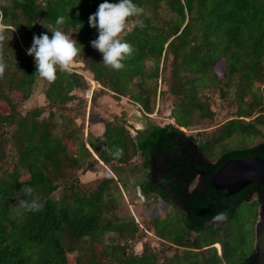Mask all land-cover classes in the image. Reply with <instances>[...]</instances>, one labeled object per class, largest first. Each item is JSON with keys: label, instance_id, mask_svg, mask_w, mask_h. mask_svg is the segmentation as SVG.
<instances>
[{"label": "trees", "instance_id": "obj_1", "mask_svg": "<svg viewBox=\"0 0 264 264\" xmlns=\"http://www.w3.org/2000/svg\"><path fill=\"white\" fill-rule=\"evenodd\" d=\"M103 2L0 0V22L6 27V39L0 49L6 69L0 79L7 86L6 90L0 88V99H4L11 107L9 113L0 112V126H14L12 135L17 150L16 156H11L10 169L0 164V264H64L67 240L77 241L87 237L93 242L100 241L99 236L106 230L131 236L138 227L132 218H116L113 223L103 220L107 205L113 202L111 186L114 187L112 190L120 193L126 184L122 166L130 160L128 139L132 146L131 152L138 153L142 158V173L146 176L140 183L143 192L154 194L170 205L175 201L179 205L176 210L182 213L185 230L175 241L188 249L184 252L185 256L197 255V251L204 249L213 251L209 256L205 254L202 257L203 254H199L191 264H231L225 242L215 239L207 245H201L194 238L189 241L188 234L198 235L204 229L214 235L220 233L221 227L234 218L238 206L248 202L250 193L255 191L258 205L264 203V188L261 185L254 188L255 183H252L233 195L225 196L224 190L210 186L206 176L201 177L200 185L192 187L191 184L198 176L197 169L214 171L228 158L250 155L264 158V139L253 146L226 150L220 158L211 162L204 155L202 143L194 135L182 131L180 128L185 129V125L176 119L175 124L149 123L147 129H135V136L127 126L104 120L100 134L90 132L87 142L77 138L76 151L69 153L63 142L53 135L48 118H38L42 107L32 108L21 116L16 109L17 102L9 92L19 91L23 98L30 96L38 76L34 74V57L29 56L27 50L32 45L34 35L47 33L51 37V32L44 25L59 27L77 41L82 54L79 56L83 62V73H90L93 79L89 80H96L98 85L103 86L102 90L95 91L96 94L109 90L119 95H129L147 112H152L149 96L155 94L156 89H149L146 82L151 83L158 78L161 58L164 62L171 57V71L177 77L171 82L170 91H181L182 96L188 99V102L178 107L193 106L199 102L196 100V91L190 90L189 85L219 83L211 67L220 57L225 59L224 78L227 82H231L234 73H239L240 91L251 88L254 81L264 77V0H153V3L152 0H133L144 12L127 20L124 40L133 46L134 52L123 61L125 67L120 71L105 67L101 62L102 54L90 43L98 37V32L89 25V16ZM109 2L116 3L118 0ZM161 2L165 3L173 16L169 19L164 17L159 24L153 14L161 7ZM58 17H64V23L59 26L55 24ZM182 71L187 75L184 79ZM84 75L58 70L56 80L47 82L44 92L48 106L52 109L56 104L73 98L75 94L70 92L75 86L82 85L80 77L87 79ZM137 76L140 79L133 82ZM131 82L141 89L130 90L128 86ZM95 87L94 84V87L86 90H91V100L97 89ZM254 101L261 104L260 99L255 98ZM90 106L93 107L94 103H90ZM51 109L49 114L54 111ZM262 110L253 119L264 115L260 114ZM230 122L234 123L240 134L248 132L253 136L254 127L248 128L251 122L231 118L226 123ZM258 132L256 130L255 133ZM118 137L124 139L122 148L116 147ZM4 143L5 136L0 128V161L5 154ZM93 153L111 171L104 170L102 178L96 176L81 181L80 175L91 166L101 167ZM153 161H165L166 171L156 174L150 171L148 168ZM67 164L80 171L77 180L81 184L98 179L97 186L89 193L80 195L74 190L73 181L61 184L52 182L51 173L57 172L55 175L58 176ZM22 167L29 174L24 180H20L17 171V168ZM26 185L34 189V195L44 204L41 211H25L18 206L17 198H23L20 190ZM60 186L68 188L69 193L60 198L52 197V193ZM172 207L175 208V205ZM162 240L166 242L167 239L163 237ZM216 242L221 249L219 256L214 248L216 245L212 246ZM69 246V250H75L72 244ZM107 246L104 245L103 249H107ZM90 248L94 250L93 245ZM117 248L119 251H116ZM106 257L115 259L111 264L156 263L154 256L145 251L128 255L122 246H114ZM76 258L80 260L79 256ZM256 261L257 254L253 248L240 263L258 264ZM97 262L95 257L90 261L91 264Z\"/></svg>", "mask_w": 264, "mask_h": 264}, {"label": "rangeland", "instance_id": "obj_2", "mask_svg": "<svg viewBox=\"0 0 264 264\" xmlns=\"http://www.w3.org/2000/svg\"><path fill=\"white\" fill-rule=\"evenodd\" d=\"M170 16H173V14L166 9L164 2H161V7H158L156 14H153L159 24L162 23L164 17L169 19ZM80 55L82 54L80 53ZM146 62L149 64L148 61ZM170 62L171 57L164 62L161 58L158 78L151 83L146 82L149 89H156L155 94L149 96V106L152 112H147L137 102L133 101L129 95H119L109 90H105V93L98 92L96 94L95 91L102 90L103 86L98 85L95 79V82H91L89 78L93 79V77L90 73H83V62L80 56L74 59L70 72L75 71L85 74L84 76L87 79L84 80L80 77L82 85L75 86L76 88L70 92L75 94L74 97L64 103L56 104L52 109L48 106V100L44 94L48 83L40 78L35 79L29 97L23 98L19 91H10L9 94L12 99L16 100V109L21 116L32 108L42 107L38 118H48L53 135L63 142L69 153L76 151L77 138L87 141L90 132L91 134H99L98 129L103 130L104 128V120H113L112 123L127 126L130 133L135 136L137 134L135 129H147L149 123L172 122L175 124L174 119H176L177 122L185 125V129L179 127L182 131L194 135L202 143L204 155L211 162H215L226 150L253 146L264 139V123L262 122L264 115L253 119L261 109L263 110L260 114H264V77L261 80L254 81L251 88L240 91L241 88L238 85L240 82L239 73H234L230 78L231 82H227L224 78L225 59L220 57L211 67L212 73L217 75L219 83L189 85L190 90L196 91V100L199 102L196 105L193 104V106L178 107L188 102V99L182 96L181 91L177 93L170 91L171 82L177 79L175 75L173 76ZM182 74L183 79L187 77L185 71H182ZM139 79V76L134 77L133 82H137ZM133 82L128 86L130 90L141 89ZM94 84L97 89L94 90L95 93L91 100V90L87 92L86 90L94 87ZM0 86H2L0 88L7 89L3 79H0ZM255 98L260 99L261 104L256 103ZM90 103H94V106H90ZM50 109L54 110L51 114H49ZM10 111V105L4 99H0V112L9 113ZM231 118H242L245 122H251L252 124L248 125V128L252 129L254 127L253 136L248 132L240 134L236 131L234 123H226ZM0 128L5 136L3 146L5 154L0 164L10 169L11 156L14 158L17 152L12 135L14 126L1 125ZM256 130L259 132L255 133ZM123 141V138L118 137L116 147L122 148ZM128 150L130 160L122 166L125 176L123 181L126 182L125 187L121 188V192L118 193L116 190H112L114 187L111 186L110 191L112 192L113 202L107 205V209L104 208L103 220L113 223L116 218H132L134 222H137V229L131 236L106 230L99 236L100 241L95 242L87 237L77 241L67 240L64 248V264H77V262L79 264H91L90 261L93 257L98 260L97 264L114 263L115 259L112 260L110 257H106L114 246H122L124 252H127L128 255L145 251L148 255L154 256L155 264H171L176 260L175 264H191L194 260L196 261V256L201 253L203 254L202 257L205 254L209 256L212 251L210 249L197 252L190 251L196 252L197 255L185 256L184 252L188 249L178 245L175 241V238L181 236L185 230L182 213L176 210L178 209L176 206L175 208L172 207L175 204L170 205L154 194L143 192L141 184L146 176L145 173H142V158L138 153L133 154L131 152L132 146L129 139ZM94 155L96 156V154ZM100 164L101 167L99 165L91 167L90 171L82 176V179L94 174L98 178H102V171L108 169L103 163L100 162ZM68 165L61 169L58 176L55 175L57 172L51 173L52 182L61 184L60 182L73 181L74 190L78 191L80 195L89 193L97 186L98 179L81 184L78 181L79 179L77 180L80 171ZM17 171L20 180L28 178L29 174L25 168H17ZM196 183L194 180L191 186L194 187ZM65 189L60 186L57 191L52 193V197L60 198L64 194H68V188ZM251 199L253 200L242 202L238 206L234 218L221 227L220 233L214 235L210 230L204 229L198 235L189 233L188 240L194 238L193 240L201 245H207L215 239L225 242L227 252L230 254L231 264H241L240 262L244 257L250 254L254 248L255 224L258 219L255 210L259 209L256 201L257 194L255 193V197L252 195ZM160 234L166 237V242L162 240L163 237L161 238ZM70 244L74 246L75 250H69ZM91 245H93L94 250H97L96 253L90 248ZM104 245H108L105 250L103 249ZM212 246H214L216 254L219 256L221 251L219 243L216 242ZM116 251H119L118 248ZM77 256L80 257V260H77ZM199 260L201 261L202 258H199Z\"/></svg>", "mask_w": 264, "mask_h": 264}, {"label": "clouds", "instance_id": "obj_3", "mask_svg": "<svg viewBox=\"0 0 264 264\" xmlns=\"http://www.w3.org/2000/svg\"><path fill=\"white\" fill-rule=\"evenodd\" d=\"M144 12L133 0H118L110 3L104 0L100 3L96 12L89 16V25L98 32V37L92 40L91 46L102 54V63L114 71L122 70L123 61L131 57L133 46L124 40L127 35V20L133 16H139ZM64 23V17H58L57 26ZM44 25V24H43ZM50 32L33 36L31 47L27 50L29 56L34 57L35 73L38 78L53 83L57 78V71L70 72L71 66L81 49L77 47V41L60 30L59 27L44 25ZM6 27L0 22V49L6 39L4 33ZM6 64L0 56V77L4 75ZM23 198L18 199V206L25 211L39 212L44 207L39 197L34 195L31 186L21 188Z\"/></svg>", "mask_w": 264, "mask_h": 264}, {"label": "water", "instance_id": "obj_4", "mask_svg": "<svg viewBox=\"0 0 264 264\" xmlns=\"http://www.w3.org/2000/svg\"><path fill=\"white\" fill-rule=\"evenodd\" d=\"M196 172L198 177L206 176L212 188L224 190L225 196L233 195L252 183L264 188V158L258 155L228 158L214 171L197 169ZM173 204L178 208L176 201ZM255 211L258 219L255 224L254 248L257 263L264 264V203Z\"/></svg>", "mask_w": 264, "mask_h": 264}, {"label": "flooded vegetation", "instance_id": "obj_5", "mask_svg": "<svg viewBox=\"0 0 264 264\" xmlns=\"http://www.w3.org/2000/svg\"><path fill=\"white\" fill-rule=\"evenodd\" d=\"M159 166H161V167H159ZM152 168H154V169H152ZM166 164H165V161H153L150 165H149V170L151 171V170H153L154 172H155V174L156 173H160V172H165L166 171ZM196 182H197V186L198 185H200V180H201V177H198V176H196L195 177V179H194ZM208 181V180H207ZM203 184V183H202ZM258 184H254L253 185V187L255 188L256 186H257ZM252 195H253V197H255V191H253L252 192ZM251 195V196H252ZM255 199V198H254ZM253 199H251V197H250V199L248 200V201H252ZM262 203H260V205H261ZM260 205H259V207H260ZM256 263H257V261H256Z\"/></svg>", "mask_w": 264, "mask_h": 264}, {"label": "crops", "instance_id": "obj_6", "mask_svg": "<svg viewBox=\"0 0 264 264\" xmlns=\"http://www.w3.org/2000/svg\"><path fill=\"white\" fill-rule=\"evenodd\" d=\"M138 129V128H137ZM100 132H98L99 134L102 132V130L101 129H98ZM98 135V134H97ZM87 142V141H86ZM89 147V146H88ZM92 151V150H91ZM95 156V155H94ZM97 159H98V161L99 162H101V163H103V161L102 160H100L99 158H98V156L96 155L95 156ZM103 165H105L104 163H103ZM95 166H97V165H95ZM106 166V165H105ZM91 167H93V166H91ZM91 167L88 169V170H86V172L85 173H87L88 171H90V169H91ZM106 168L108 169V170H110L109 168H108V166H106ZM111 171V170H110ZM103 172V171H102ZM84 173V174H85ZM84 174H81L80 175V179H81V181H88V180H90V179H92V178H94V177H96V174H94V175H92V176H89L88 178H86V179H82V176L84 175Z\"/></svg>", "mask_w": 264, "mask_h": 264}, {"label": "bare ground", "instance_id": "obj_7", "mask_svg": "<svg viewBox=\"0 0 264 264\" xmlns=\"http://www.w3.org/2000/svg\"><path fill=\"white\" fill-rule=\"evenodd\" d=\"M145 3H148V2L145 1ZM152 3H153V0H152ZM152 3H151V4H152ZM155 3H156V2H155ZM151 7H152V6H151ZM153 7H154V5H153Z\"/></svg>", "mask_w": 264, "mask_h": 264}]
</instances>
